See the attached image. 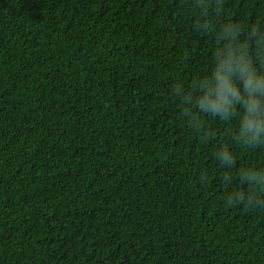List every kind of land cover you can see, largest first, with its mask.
Instances as JSON below:
<instances>
[{
	"label": "trees",
	"instance_id": "16d2710c",
	"mask_svg": "<svg viewBox=\"0 0 264 264\" xmlns=\"http://www.w3.org/2000/svg\"><path fill=\"white\" fill-rule=\"evenodd\" d=\"M191 2L0 0V264H264V209L223 202L245 186L212 156L264 147L172 97L210 71ZM200 3L264 22V0Z\"/></svg>",
	"mask_w": 264,
	"mask_h": 264
},
{
	"label": "clouds",
	"instance_id": "9594fccd",
	"mask_svg": "<svg viewBox=\"0 0 264 264\" xmlns=\"http://www.w3.org/2000/svg\"><path fill=\"white\" fill-rule=\"evenodd\" d=\"M195 27L211 34L215 44L211 49L210 71L197 77L189 85L177 82L172 86V97L181 107V117L196 132H204L201 118L213 117L220 121H236L231 139L247 149L264 147V22L242 26L235 21L220 22L227 8L216 3L205 11V4L192 0L189 13ZM208 133L204 134L207 139ZM223 169L220 179L232 182V173L245 186L244 190L222 193L228 206L243 204L252 210L264 209V165H249L237 170L236 156L221 144L212 153ZM202 182L207 177L200 178Z\"/></svg>",
	"mask_w": 264,
	"mask_h": 264
}]
</instances>
